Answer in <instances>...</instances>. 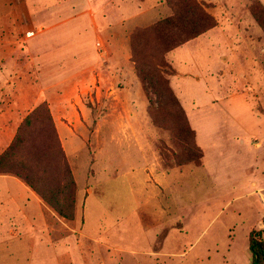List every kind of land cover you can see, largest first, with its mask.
I'll use <instances>...</instances> for the list:
<instances>
[{"label": "rangeland", "instance_id": "1", "mask_svg": "<svg viewBox=\"0 0 264 264\" xmlns=\"http://www.w3.org/2000/svg\"><path fill=\"white\" fill-rule=\"evenodd\" d=\"M193 1L216 25L164 52L166 36L181 37L151 31L174 13L167 0H0V135L15 106L20 123L35 109L0 169L22 167L62 207L74 198L86 222L75 227L94 238L67 229L76 264H249L250 231L264 238V0ZM191 8L181 2L177 13ZM53 49L62 67L41 63ZM48 93L61 97L71 154L39 98ZM194 146L199 162L189 160ZM170 168L179 180L164 178ZM254 178L258 199L238 195ZM12 243L0 238V264H55L49 250L27 262L3 253Z\"/></svg>", "mask_w": 264, "mask_h": 264}, {"label": "crops", "instance_id": "2", "mask_svg": "<svg viewBox=\"0 0 264 264\" xmlns=\"http://www.w3.org/2000/svg\"><path fill=\"white\" fill-rule=\"evenodd\" d=\"M79 15L85 16L89 20L95 17H92V14H88L87 16V14L85 13H80ZM71 17H68V19H70ZM117 18H119L120 20V13L110 16L107 15L106 18L103 17L102 19H107L108 21H111V19L114 20ZM65 19L66 18H64V20ZM129 20L133 21L135 20V18ZM63 23L56 22L55 27L60 26ZM89 25L91 31H93V25ZM109 26L113 27L115 26V24ZM124 40L127 39H125L124 37ZM124 40H121L120 36H116L114 38V43L115 45L117 43H120L121 41L123 43ZM185 43L180 45L179 47L185 45ZM47 49L45 51H47ZM52 51L53 52L49 51L45 53L46 58L44 59L47 60L41 61V63L44 62V66L49 67H62L63 59L60 56L61 54L59 52V49H53ZM172 51L173 50H171L170 52ZM52 55H54V59H51ZM81 65L82 64H79L77 67H81ZM35 98L36 95H29L26 103H30V100ZM39 98L47 100L49 102V105L52 107L51 114L55 123V127L58 130L60 140L62 141V145L68 151L67 154H71V149L73 145L71 132L73 131L71 127L62 120L63 115L54 108V105L59 104L57 101H61V97H59L55 93H48L47 95L45 94V96L41 95ZM37 99L38 97L36 98V100ZM19 112L20 110L17 106H15L14 110L8 113V119H6L5 121L7 122V126L4 127V133L3 130H1L0 146L2 145V148H0V152L10 143L17 130V127L19 126V123L22 119L19 115ZM3 134L6 135L4 138ZM180 172L181 171L175 168H170L165 173V177L164 175L163 177L168 180L173 176H178V179L183 173ZM253 182L254 185H252V188L247 189L246 186L243 191L238 193V195L244 194L245 197H250L251 195H254L255 198L258 199L255 190L258 188L257 186L261 182L258 178H254ZM75 207L76 208L74 212V218L66 220L60 217L46 202L42 200V198L34 190H32V188H30L20 178L9 174H0V238L7 236V238L9 239L12 238L13 241L12 245L9 246L8 249L2 250V252H23L26 255L25 260L27 262L31 260L34 252L39 253V258L43 259L45 252L49 250L55 264H76L74 261L78 259L80 260L81 253L79 252V250H77V241L73 239L76 234H72L67 229H76V232L80 233V235H78V238L80 240L81 237L88 238L91 236L86 233V231L83 229V226L81 229L75 227L77 223H86L85 212L83 211L79 214L77 202ZM153 211L154 213H156L155 210ZM161 212L163 215L166 214L164 213V209L159 208V211H157V215ZM54 223H63L65 226V228L60 226L56 238L52 236V231L54 230ZM262 225L263 221L259 219L257 228L260 229ZM2 242H4V240Z\"/></svg>", "mask_w": 264, "mask_h": 264}, {"label": "trees", "instance_id": "3", "mask_svg": "<svg viewBox=\"0 0 264 264\" xmlns=\"http://www.w3.org/2000/svg\"><path fill=\"white\" fill-rule=\"evenodd\" d=\"M170 2L176 9L173 14H170L167 17H164L160 22L154 24L152 28V32L158 33L159 29L166 31H178L181 37L180 39H173L170 35L166 36V40L164 41L166 46L162 50L164 52L171 50L172 48L187 42L193 38H196L202 34H204L207 30L213 28L216 23L213 16L209 13L205 12L202 7L196 4L193 0H167ZM175 2V3H174ZM185 3L189 7L192 6L189 14L177 13V8H179L180 3ZM182 6V5H181ZM256 20L258 24L264 31V21L259 19L256 16ZM165 29H163V28ZM135 37L132 36L130 39L131 42V55L132 57H136L135 50ZM136 62V59H135ZM170 98L175 101V104L180 110V113L183 115V119L185 124H187V120L185 118L184 108L181 107L176 95L169 89ZM35 110V109H34ZM34 110L30 111L22 120V122L17 127L16 133L13 136L11 142L6 147L5 150L0 154V162L1 157H4L20 140V131L25 127V125L29 122L30 117ZM188 129V128H187ZM189 134L190 129H188ZM193 149L195 151L193 157L189 160L194 162H199V159L202 157L200 151L197 150V146H194ZM187 162V160H186ZM179 163H185L184 160L179 161ZM11 172L14 175L21 178L32 190H34L44 202H46L60 217L70 220L74 218V198L69 201V204L66 207H62L58 201L54 198L49 197L45 188L35 183L33 179H31L30 174L25 171L22 167H18V169H0V173H8ZM67 177L72 187H74V180L72 174L69 169H67ZM71 187V188H72ZM248 251H249V264H262L264 263V238L261 237V230H251L248 235Z\"/></svg>", "mask_w": 264, "mask_h": 264}, {"label": "built area", "instance_id": "4", "mask_svg": "<svg viewBox=\"0 0 264 264\" xmlns=\"http://www.w3.org/2000/svg\"><path fill=\"white\" fill-rule=\"evenodd\" d=\"M262 195V194H261ZM262 202H263V205H264V194L262 195Z\"/></svg>", "mask_w": 264, "mask_h": 264}]
</instances>
